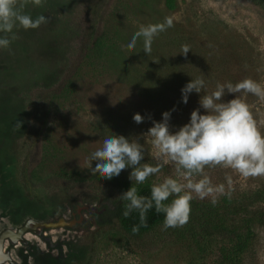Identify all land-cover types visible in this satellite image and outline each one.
Here are the masks:
<instances>
[{
    "label": "rangeland",
    "instance_id": "374dc122",
    "mask_svg": "<svg viewBox=\"0 0 264 264\" xmlns=\"http://www.w3.org/2000/svg\"><path fill=\"white\" fill-rule=\"evenodd\" d=\"M174 1L172 10L164 0H46L43 7L25 9L47 16L48 23L17 30L11 46L0 50V264H264V226L257 223L251 245L239 255L230 253L228 243L172 238L162 225L144 243L117 229L96 234L92 219L84 213L78 218L81 207L100 203L96 188L104 181L89 173L87 157L107 131L139 137L170 110L175 131L199 107L196 93L182 103L181 89L202 74L209 90L247 77L264 84L263 10L250 0ZM166 17L174 26L155 38L150 55L143 53L142 40L135 49L124 47L137 22ZM90 34L99 47L70 77L56 106L50 97L44 102V111L52 113L35 129L43 91L66 79ZM246 102L264 133V100L249 94ZM136 113L144 117L140 124ZM140 142L144 162L154 164L148 138ZM130 171L115 178L131 185ZM205 172L214 185H225V194L193 199L250 197L264 205V176L244 177L220 166ZM165 176L178 178L174 165L146 182ZM77 180L83 187H72Z\"/></svg>",
    "mask_w": 264,
    "mask_h": 264
},
{
    "label": "clouds",
    "instance_id": "9594fccd",
    "mask_svg": "<svg viewBox=\"0 0 264 264\" xmlns=\"http://www.w3.org/2000/svg\"><path fill=\"white\" fill-rule=\"evenodd\" d=\"M45 3L46 0H0V50L11 46L17 30L37 29L48 23L47 16L33 17L25 11L29 4L43 7ZM137 23V30L124 47L135 49L137 42L142 40L146 56L152 53L155 38L174 26L171 17L158 23ZM188 52V47L184 46L182 54ZM191 93L199 95V107L190 113L188 122L175 131L170 130L171 110L165 111L162 119L152 120V126L139 137L107 131L87 157L89 173L92 176L98 173L106 180L119 176L122 170L131 169V186L119 196L121 201L127 202L122 212L125 218L135 211L141 225H146L147 213L154 209L164 216V230L182 227L189 220L194 194L199 199L225 194V185H214L205 172L206 167L220 166L244 177L264 176V133L246 102L249 94L264 100V84L247 77L235 83L217 82L215 88L209 90L202 74L183 86L182 103H188ZM228 95L233 98L225 99ZM133 120L140 124L144 117L136 113ZM16 124L20 129L21 122ZM145 138L154 149V164L144 162L146 149L140 141ZM166 164L175 166L179 179L165 176L161 182L152 183L150 196L140 195L135 185H142L161 173ZM225 180L231 185L230 175H226ZM170 197L171 202L166 203ZM211 203L215 205L217 200L213 198ZM138 230V226H133L134 233Z\"/></svg>",
    "mask_w": 264,
    "mask_h": 264
},
{
    "label": "trees",
    "instance_id": "16d2710c",
    "mask_svg": "<svg viewBox=\"0 0 264 264\" xmlns=\"http://www.w3.org/2000/svg\"><path fill=\"white\" fill-rule=\"evenodd\" d=\"M250 1L264 11V0ZM164 4L169 10H172L175 6V1L164 0ZM98 41L99 38H93L92 34L88 35L84 46L80 48L81 55L74 61L71 66L72 69L68 71V76L66 75V79H63L57 86L50 89V92L43 91L42 107L37 108L33 116L35 129L41 123L44 125L47 117L51 116V111L50 113L49 111H44L46 108L44 102L50 97V104L56 106L54 103L57 102V95L69 87L71 80H68L71 79L70 77L76 75L83 64L88 62L87 59L92 52H96L99 47ZM97 179L104 181L96 188L100 203L98 206L81 207L77 211L78 218H80L81 213H84L92 219L96 227V234L117 229L133 242L146 243V240L153 234L155 229L163 225V214H157L154 209L150 210L147 213L146 225H141L139 214L135 211L125 218L122 212L127 202L121 201L119 196L131 185H127L115 177L110 180L102 177H97ZM81 183L80 180H77L72 183V187H83ZM108 183L114 186V190H112V187L107 186ZM151 185V183L145 182L136 187L140 195L150 196ZM171 199L170 197L166 203H170ZM256 202L257 199L254 202L250 197L239 198L238 200L222 198L213 205L211 200L193 199L190 202L191 212L188 222L182 227L168 228L170 229L169 235L172 238L177 236L179 238L180 234L182 237L188 235L189 238L191 236L197 243L206 242V244H210L214 241L228 243L231 245L230 253L240 255L247 250L254 238L253 224L257 223L264 226V205L256 204ZM77 224H81V222ZM133 226H138V232H133Z\"/></svg>",
    "mask_w": 264,
    "mask_h": 264
}]
</instances>
